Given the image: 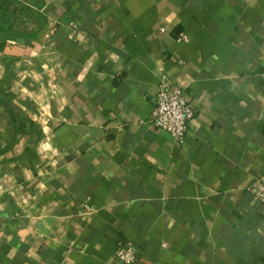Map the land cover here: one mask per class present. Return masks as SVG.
<instances>
[{
	"label": "crops",
	"instance_id": "1",
	"mask_svg": "<svg viewBox=\"0 0 264 264\" xmlns=\"http://www.w3.org/2000/svg\"><path fill=\"white\" fill-rule=\"evenodd\" d=\"M32 5L0 23V264H264V0ZM161 76L183 144L149 124Z\"/></svg>",
	"mask_w": 264,
	"mask_h": 264
},
{
	"label": "built area",
	"instance_id": "2",
	"mask_svg": "<svg viewBox=\"0 0 264 264\" xmlns=\"http://www.w3.org/2000/svg\"><path fill=\"white\" fill-rule=\"evenodd\" d=\"M178 41H187L184 34ZM153 110L149 124L151 127L166 132L178 144H183L189 132L190 124L196 116L197 110L185 94L183 89L161 76L159 91L152 100ZM253 203L263 208L264 218V174L248 189ZM116 259L120 264H138V250L131 242H121L116 250Z\"/></svg>",
	"mask_w": 264,
	"mask_h": 264
},
{
	"label": "rangeland",
	"instance_id": "3",
	"mask_svg": "<svg viewBox=\"0 0 264 264\" xmlns=\"http://www.w3.org/2000/svg\"><path fill=\"white\" fill-rule=\"evenodd\" d=\"M5 18L8 23L13 21L14 23H20L23 19H26L29 23L35 22L33 15V5L35 0H5ZM32 21V22H30ZM17 34H29L31 31L19 32Z\"/></svg>",
	"mask_w": 264,
	"mask_h": 264
},
{
	"label": "trees",
	"instance_id": "4",
	"mask_svg": "<svg viewBox=\"0 0 264 264\" xmlns=\"http://www.w3.org/2000/svg\"><path fill=\"white\" fill-rule=\"evenodd\" d=\"M6 6V1L5 0H0V23L4 24L6 21L5 18V7Z\"/></svg>",
	"mask_w": 264,
	"mask_h": 264
}]
</instances>
